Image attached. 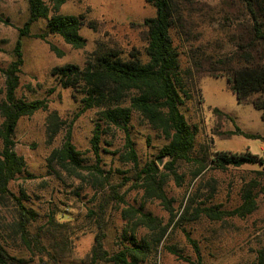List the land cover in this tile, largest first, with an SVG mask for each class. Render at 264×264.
Instances as JSON below:
<instances>
[{
    "label": "rangeland",
    "instance_id": "obj_1",
    "mask_svg": "<svg viewBox=\"0 0 264 264\" xmlns=\"http://www.w3.org/2000/svg\"><path fill=\"white\" fill-rule=\"evenodd\" d=\"M44 1L51 9L53 0ZM58 13L84 14L97 28L81 27L79 33L86 44L79 49L58 35L35 37L46 31L45 19L33 23L29 36L21 39L23 65L15 96L43 100L47 107L20 118L14 133V150L24 159L25 170L9 182L11 194L0 198V239L7 252L21 264H84L96 236L102 237L106 250L115 252L125 244V236L134 235L151 242L149 255L140 264H195L197 255L188 235L198 247L202 264L255 260L258 250L264 249V193L258 187L254 190L257 206L247 216L210 220L196 216L193 209L204 201L218 209H232L241 203L246 184L261 176L256 164L215 169L210 159L216 151H249L264 159L262 112L251 104L237 103L224 77L203 76L192 100L181 106L187 121L197 126L191 154L196 162H178L175 174L161 169L168 173L164 184L167 201L150 196L137 172L150 160L166 161L156 158L165 139L133 113L129 129L138 165L125 157V134L117 127L104 129L96 156L91 141L97 109L80 113L79 99L59 84L52 71L65 64L83 67L98 41L115 46L123 55L133 49L142 51V23L154 16L155 9L145 0H65ZM28 16V0H0V69L13 59L19 29ZM200 30L199 42L206 51L228 49L214 24L203 23ZM181 61L184 66L182 55ZM4 95L5 75L0 70V101ZM214 108L224 114L214 113ZM236 128L259 138L227 134ZM67 133L79 153L81 167L60 168L48 161ZM15 199L34 212L30 236L39 237L41 246L29 247L21 239ZM139 208L159 220L156 229L138 224L135 210ZM156 238L160 239L157 244ZM168 246L176 247L178 255Z\"/></svg>",
    "mask_w": 264,
    "mask_h": 264
},
{
    "label": "trees",
    "instance_id": "obj_2",
    "mask_svg": "<svg viewBox=\"0 0 264 264\" xmlns=\"http://www.w3.org/2000/svg\"><path fill=\"white\" fill-rule=\"evenodd\" d=\"M65 0H53L51 9L44 0H28L29 16L19 29L13 47V59L0 70L5 75V95L0 101V198L10 193L8 184L25 170V161L14 150V133L20 118L46 109L43 100H23L15 96L19 74L23 65V36H29L30 26L40 19L46 20V31L35 37L44 39L48 34L60 36L73 48H83L86 39L80 35L83 26L96 29L94 20L84 14L58 13ZM155 9L152 17L144 19L145 45L143 50L133 49L126 55L115 46L97 42L85 65L65 64L54 67L52 73L63 88H69L72 96L79 99V112L97 109V119L91 145L98 156L99 140L105 128L117 127L125 134V157L138 165V157L130 137L129 124L137 113L152 129L165 139L157 160L166 158L163 164L150 160L138 169L137 177L150 196L167 201L164 184L170 171L175 174L178 162H196L191 154L195 149L197 126L190 124L181 106L192 100L203 76L224 77L237 103L251 104L262 112L264 119V0H145ZM49 11L53 14L49 15ZM214 24L223 34L227 50L206 51L199 39L201 24ZM53 50H57L52 47ZM181 55L185 65L181 61ZM78 95H75V94ZM214 113L223 115L220 109ZM52 118V116H51ZM247 138L258 135L236 128ZM78 151L67 133L62 146L54 149L48 161L60 168L71 165L81 167ZM210 163L215 169L227 166L256 164L260 166L258 179L246 184L241 193V203L232 209H218L216 205L201 202L193 209L196 216L210 220L225 217H244L256 208L259 192L264 193V159L249 151L231 153L214 152ZM203 167L199 168V170ZM208 200L211 198H207ZM206 199V200H207ZM17 201V226L23 242L29 247L42 245L41 239L30 236L29 226L35 217L19 199ZM209 202V201H207ZM138 224L154 230L159 220L141 208L135 210ZM135 224V223H134ZM133 229V228H132ZM155 238L156 233H153ZM125 244L115 252L103 247L102 237L96 236L91 254L84 264H140L151 250V242L145 237L129 235ZM188 240L196 251L195 264H202L198 247ZM157 244L160 239H154ZM167 249L177 254V248ZM0 264H21L9 254L0 239ZM39 264H59L54 261ZM243 264H264V249L258 250L255 260Z\"/></svg>",
    "mask_w": 264,
    "mask_h": 264
}]
</instances>
